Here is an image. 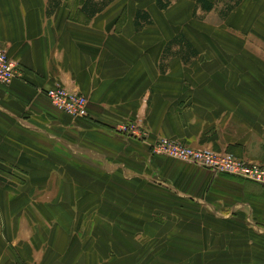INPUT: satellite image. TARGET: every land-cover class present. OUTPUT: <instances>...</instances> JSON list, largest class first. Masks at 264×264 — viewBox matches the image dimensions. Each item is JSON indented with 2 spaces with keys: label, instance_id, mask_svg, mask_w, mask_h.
<instances>
[{
  "label": "crops",
  "instance_id": "crops-1",
  "mask_svg": "<svg viewBox=\"0 0 264 264\" xmlns=\"http://www.w3.org/2000/svg\"><path fill=\"white\" fill-rule=\"evenodd\" d=\"M155 2L0 0V49L22 72L0 85V264H136L153 218L253 238L264 255L263 185L151 148L168 138L264 165V94L248 86L264 74V0ZM57 83L87 97L88 118L51 104Z\"/></svg>",
  "mask_w": 264,
  "mask_h": 264
},
{
  "label": "rangeland",
  "instance_id": "rangeland-1",
  "mask_svg": "<svg viewBox=\"0 0 264 264\" xmlns=\"http://www.w3.org/2000/svg\"><path fill=\"white\" fill-rule=\"evenodd\" d=\"M155 1L157 0H120V5L122 8H125V10L129 5H132L134 9L138 10L148 8L150 4H155ZM179 1L180 0H163L161 5H167L168 8L172 5V8H176L179 6ZM196 15L195 13L194 17H196ZM185 21L186 20H184V22ZM191 21L192 17H190L189 21L185 22L184 25L188 23V26L191 24ZM260 61L264 62V56L261 57ZM248 84L249 88L253 85L254 90H258L264 94V74L258 76V78L256 77L254 81H250ZM45 95H47L46 92ZM262 112L264 117V110ZM135 122L139 125L137 121ZM139 200L142 202L144 197H137L136 204ZM147 202L151 208L162 207L163 209L164 207L163 203L161 204L158 202L156 195H153V198ZM108 212L111 211L108 210ZM220 226L224 231V226ZM4 228V222L0 221V234ZM79 228L80 226H77V230H79ZM87 228L88 230H92L91 227ZM138 228L139 227H137V229ZM146 229L150 231L152 237L150 236V239L146 241L137 240L138 246L136 249L137 251H146L147 255L144 258L142 254H137L135 257L136 264H143L145 260H150V262L157 261L164 253L165 256H173L168 258H172L173 260L176 259L175 264H264V255L261 257L256 254L257 256H255L254 252L258 250V247L254 245L255 242L253 238H250L249 243L241 244L239 240H232L231 236L226 237L224 233L208 229L205 225L193 226L190 221H187L182 226L176 227L174 225H160V223L153 218L151 225L146 227ZM136 231L135 229V232ZM235 243L239 246H234ZM5 259L7 260L8 257H5Z\"/></svg>",
  "mask_w": 264,
  "mask_h": 264
},
{
  "label": "built area",
  "instance_id": "built-area-1",
  "mask_svg": "<svg viewBox=\"0 0 264 264\" xmlns=\"http://www.w3.org/2000/svg\"><path fill=\"white\" fill-rule=\"evenodd\" d=\"M22 78L17 61L11 59L4 49H0V85L9 86ZM51 104L59 111L73 118H88V99L76 90L57 83L53 89L46 91ZM125 132L132 135L145 136L136 122L131 121ZM156 156L169 157L197 167L208 169L217 174L233 176L245 181L264 186V165L239 159L226 152L218 153L210 149H196L177 140L159 138L151 145Z\"/></svg>",
  "mask_w": 264,
  "mask_h": 264
},
{
  "label": "trees",
  "instance_id": "trees-1",
  "mask_svg": "<svg viewBox=\"0 0 264 264\" xmlns=\"http://www.w3.org/2000/svg\"><path fill=\"white\" fill-rule=\"evenodd\" d=\"M203 3H205V7L208 9L209 8V4H207V2H203ZM207 5V6H206ZM159 6L161 7V9H164V8H167V6H165V5H161V1L159 0ZM99 7V6H98ZM140 15V14H139ZM173 43L174 44H179V46H180V48H181V50H185V52H186V54L188 55V54H190L191 52V50H192V52H194V54H195V51L191 48V45H190V43L186 40V38L185 37H183V36H179L178 38H176L175 40H173ZM172 46V45H171ZM169 49H170V46H169ZM182 52V51H181ZM185 62H187L186 60H185Z\"/></svg>",
  "mask_w": 264,
  "mask_h": 264
}]
</instances>
